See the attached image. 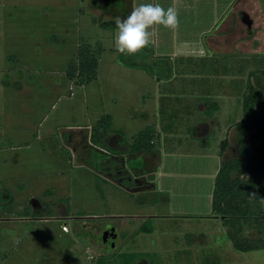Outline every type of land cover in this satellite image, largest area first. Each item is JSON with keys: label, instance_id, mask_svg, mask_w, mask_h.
<instances>
[{"label": "rangeland", "instance_id": "rangeland-1", "mask_svg": "<svg viewBox=\"0 0 264 264\" xmlns=\"http://www.w3.org/2000/svg\"><path fill=\"white\" fill-rule=\"evenodd\" d=\"M248 1L133 0L131 9L175 7L179 27L150 29L151 45L129 57L117 54L112 30L99 24L107 17L87 0H0V264H264V248H233L211 213L214 168L237 152L232 123L248 70L264 67V37L254 54L221 52L220 40L208 48L226 15L237 9L241 18ZM81 38L102 44L96 77L83 84L65 73ZM209 96L221 108L211 109ZM103 113L124 141L110 131L102 152L81 159L76 132L88 137ZM148 124L175 130L173 140L165 131L164 145L185 151L164 154L145 176L158 179L156 190H135L128 177L149 152L132 154L126 144ZM75 125L82 128L67 130ZM103 150L126 154L119 174V161ZM144 222L151 228H140Z\"/></svg>", "mask_w": 264, "mask_h": 264}, {"label": "trees", "instance_id": "trees-1", "mask_svg": "<svg viewBox=\"0 0 264 264\" xmlns=\"http://www.w3.org/2000/svg\"><path fill=\"white\" fill-rule=\"evenodd\" d=\"M114 21L107 19L99 24L115 28ZM80 40L77 60L68 63L65 73L75 83L83 84L96 77L102 44L97 42L92 47L83 38ZM210 108L215 109V103ZM232 126L237 152L220 157L213 178L211 213L227 226V236L233 248L240 251L260 249L264 248V207L258 202L260 197H264V67L248 70L241 92V116ZM110 131H119L121 141H124L122 131L112 127L110 114L103 113L91 125L89 139L92 144L103 147ZM228 144L225 135L220 140V154ZM126 145L131 153L158 151L161 146L160 132L154 124H148L139 129ZM252 192L256 194V201L249 202ZM3 206L11 210V204ZM140 228L151 227L144 222ZM147 263L144 259L133 264Z\"/></svg>", "mask_w": 264, "mask_h": 264}, {"label": "crops", "instance_id": "crops-1", "mask_svg": "<svg viewBox=\"0 0 264 264\" xmlns=\"http://www.w3.org/2000/svg\"><path fill=\"white\" fill-rule=\"evenodd\" d=\"M87 1L89 2L90 9L98 10L100 15H101L100 17H107L104 20H107V19H114L115 20L116 17H121V18L126 17L129 14V12L132 10L131 7L133 4V2H132L133 0H87ZM261 1L262 0H252V1H248V3H247L246 10L248 11V14L250 15V17L252 19L250 26H247L244 22H242L241 18H239V16H237V13H236L237 9L234 10V12H232V14H227L226 17L222 20V23H220V25H221L220 32H222V35L219 37H214L215 39L213 38L214 40L212 39L210 41V48H208L209 51H213V49H215L214 46H216L218 43V40H220V41L224 42V47L221 50V52H224V53H227V54H230L233 56L241 55L242 53H248V54H250V53L254 54L256 52L259 53L260 50H257V46L261 45V41H262L261 39H262V37H264V8H262V2ZM78 11L80 12L81 10L78 9ZM243 11H245V10H243ZM241 15H242V12H241ZM97 18L95 19V21H97ZM109 29L112 30L111 31V37H112L113 42H114V38H115L117 30H116V28H109ZM246 31H247V33H246ZM229 39H230V41H229ZM229 44L232 47L234 46L233 50L229 49L230 48V47H228ZM245 46L249 47L250 50L245 51L244 50ZM199 50L203 51L202 48H199ZM215 74L216 73H211L210 76H213ZM209 97H211V96H209ZM193 101H195V100H193ZM195 103H196V101H195ZM210 103H211V105H213L215 103V109L221 108L220 107L221 102L217 101L215 98L211 97ZM169 106L170 107L174 106V103L172 102ZM186 109H188V108H186ZM165 126L169 127V124L168 125L165 124ZM86 127L89 128V125H87ZM79 128H82V127H80L79 125H77V126L75 125V126H69L67 128V130L69 132H75ZM156 128L160 132L161 146H160L158 151H152V153L149 152V154H147L145 156L143 155L144 157L143 156L141 157L143 164L141 165L140 168L136 169V174H133V175L136 177L137 173H141L143 171L142 174H139L138 178L141 180V182L145 181L146 186H139L140 184H138V181H137L136 186L132 187V188H135V190L144 189V188H151L153 190H156V185H157L158 179H156L155 177H146L145 178V176H147L148 174L150 175V170L153 167H157V168L162 167V165L164 164V160H163L164 154H165V156H168V153H173L171 151L173 149H175L174 151L175 152L177 151V153L180 151H185L184 149H176V148L171 149V146L165 147V145H164V137H165L164 133H165V131L166 132L171 131V134H172L171 137L173 140L175 138V135H174L175 130H173V129L165 130L163 128L160 129L158 127H156ZM110 137H111V134H107L105 139L110 140ZM114 138H115L116 144H121V136L120 135H118L116 133ZM110 147L115 148L112 146H110ZM202 148L206 149V147H202ZM199 149H201V148H199ZM115 154H117V153H115ZM218 155H220V150L218 152ZM124 156L126 157V154ZM152 156L153 157L155 156V162H153V164L150 165L151 162L148 164V159H150L149 157L152 158ZM144 158H146V159H144ZM219 159H220V156H219ZM218 164L214 168L215 169L214 174L216 172ZM211 191H212V189H211ZM214 217H217V216H214ZM217 218H219V217H217Z\"/></svg>", "mask_w": 264, "mask_h": 264}, {"label": "clouds", "instance_id": "clouds-1", "mask_svg": "<svg viewBox=\"0 0 264 264\" xmlns=\"http://www.w3.org/2000/svg\"><path fill=\"white\" fill-rule=\"evenodd\" d=\"M116 35L114 48L118 55L133 56L142 52L152 43L155 26H163L169 30L179 27V13L175 7L164 8L160 4L145 3L134 7L124 17L115 18ZM256 201V194H249V202ZM259 204L264 207V197L259 198Z\"/></svg>", "mask_w": 264, "mask_h": 264}, {"label": "flooded vegetation", "instance_id": "flooded-vegetation-1", "mask_svg": "<svg viewBox=\"0 0 264 264\" xmlns=\"http://www.w3.org/2000/svg\"><path fill=\"white\" fill-rule=\"evenodd\" d=\"M77 134L75 135V139L77 141V146L75 144L74 145V149H75V153L78 155V157H80L81 159H84V157L86 156L87 152H89L90 149H94V150H99L102 152V149L103 148H100L94 144L91 143L90 139H89V136L88 137H85L84 136V133H81V132H76ZM72 136V135H71ZM68 138H69V134L67 136V141H68ZM104 152H107L106 150H103ZM108 154H111L110 152ZM115 159H117L119 162V166H116V174H119L122 169L124 168L125 166V160H126V157H122L120 154H111ZM110 175H113V173L108 172ZM122 178V177H121ZM128 180H130L132 182L133 180V185L137 183H140L139 186H146V183L145 181H142L140 182V179L137 177H132L130 176V178L128 177ZM134 187V186H133ZM1 199H3V202L1 203V206L2 205H7L8 203H6L7 199L8 198H3L4 196H6V193H4V191H1ZM8 196V194H7ZM9 199H11V197H9ZM10 204V203H9ZM64 225V224H63Z\"/></svg>", "mask_w": 264, "mask_h": 264}, {"label": "water", "instance_id": "water-1", "mask_svg": "<svg viewBox=\"0 0 264 264\" xmlns=\"http://www.w3.org/2000/svg\"><path fill=\"white\" fill-rule=\"evenodd\" d=\"M241 20L242 22H244L247 26L251 25L252 19L250 17V15L248 14V12L243 11L242 15H241ZM112 238L111 233L109 231H104L103 233V242L106 246V249H108L109 247H112L114 245V241H110V239Z\"/></svg>", "mask_w": 264, "mask_h": 264}, {"label": "built area", "instance_id": "built-area-1", "mask_svg": "<svg viewBox=\"0 0 264 264\" xmlns=\"http://www.w3.org/2000/svg\"><path fill=\"white\" fill-rule=\"evenodd\" d=\"M62 228H63V229H66V226H65V224H64V225H62Z\"/></svg>", "mask_w": 264, "mask_h": 264}]
</instances>
